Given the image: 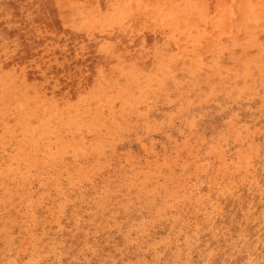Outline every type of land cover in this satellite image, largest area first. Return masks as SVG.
<instances>
[{"label":"rangeland","instance_id":"obj_1","mask_svg":"<svg viewBox=\"0 0 264 264\" xmlns=\"http://www.w3.org/2000/svg\"><path fill=\"white\" fill-rule=\"evenodd\" d=\"M0 101V264H264V0H0Z\"/></svg>","mask_w":264,"mask_h":264},{"label":"bare ground","instance_id":"obj_2","mask_svg":"<svg viewBox=\"0 0 264 264\" xmlns=\"http://www.w3.org/2000/svg\"><path fill=\"white\" fill-rule=\"evenodd\" d=\"M139 1H140V0H139ZM172 1H173V0H172ZM141 2H142V1H141ZM158 2H159V1H158ZM137 3H138V2H137ZM137 3H136V4H137ZM144 3H145V2H144ZM146 3H147V2H146ZM162 3H163V2H162ZM150 5H151V4H150ZM136 6H137V5H136ZM158 6H159V5H158ZM161 6H162V5H161ZM145 7H146V6H145ZM147 7H148V6H147ZM134 8H135V7H134ZM164 8H165V7H164ZM130 9H131V8H130ZM135 9H137V7H136ZM131 10H133V9H131ZM140 10H141V9H140ZM143 10H144V9H143ZM156 10H157V9H156ZM134 12H135V11H134ZM153 12H154V11H153ZM153 12H152V13H153ZM155 12H156V11H155ZM155 12H154V13H155ZM160 12H161V11H160ZM146 13H147V12H146ZM147 14H148V13H147ZM150 15H151V14H150ZM152 16H153V15H152ZM228 16H229V15H228ZM137 17H139V16H137ZM148 17H149V16H148ZM131 18H132V17H131ZM159 18H160V17H159ZM173 18H175V17H173ZM190 18H191V17H190ZM141 19H142V18H141ZM175 19H176V18H175ZM132 20H133V19H132ZM229 20H230V19H229ZM172 21H173V20H172ZM178 21H179V20H178ZM186 21H187V20H186ZM161 22H162V21H161ZM174 22H175V21H174ZM174 22H173V23H174ZM180 22H181V21H180ZM183 22H184V21H183ZM231 22H232V21H231ZM192 23H193V22H192ZM198 23H199V22H198ZM182 24H183V23H182ZM223 24H224V23H223ZM176 26H177V25H176ZM229 26H230V25H229ZM180 28H181V27H180ZM228 29H229V27H228ZM173 31H174V30H173ZM174 32H176V31H174ZM177 34H178V32H177ZM174 35H175V34H174ZM198 35H199V34H198ZM181 37H182V36H181ZM181 37H180V38H181ZM178 38H179V37H178ZM199 38H200V37H199ZM173 39H174V37H173ZM76 43H77V42H76ZM170 43H171V42H170ZM164 44H165V43H164ZM182 44H183V43H182ZM184 44H185V42H184ZM189 44H190V43H189ZM161 46H162V45H161ZM177 47H178V45H177ZM165 48H166V47H165ZM155 49H156V48H155ZM175 51H176V50H175ZM87 52H88V51H87ZM170 52H171V51H170ZM183 52H184V51H183ZM158 53H159V52H158ZM186 53H188V52H186ZM159 54H160V53H159ZM190 54H191V53H190ZM164 55H165V54H164ZM157 56H158V55H157ZM159 56H160V55H159ZM181 56H182V55H181ZM161 57H162V56H161ZM157 58H158V57H157ZM162 60H164V59H162ZM162 60H161V61H162ZM158 61H159V60H158ZM169 61H170V60H169ZM169 61H168V62H169ZM173 61H174V60H173ZM223 61H224V60H223ZM214 62H215V64H216V61H214ZM112 63H113V62H112ZM158 63H159V62H158ZM164 63H165V62H164ZM168 64H169V63H168ZM168 64H167V65H168ZM169 65H170V64H169ZM80 66H81V65H80ZM157 66H158V65H157ZM72 67H73V66H72ZM165 67H167V66H165ZM118 68H119V67H118ZM125 68H126V67H125ZM140 68H142V67H140ZM160 68H161V67H160ZM162 68H163V67H162ZM114 69H115V68H114ZM116 69H117V68H116ZM119 69H120V68H119ZM126 69H127V68H126ZM132 70H133V69H131V71H132ZM140 70H141V69H140ZM159 70H160V69H159ZM121 71H122V70H121ZM135 71H136V70H135ZM135 71H134V73H135ZM137 71H138V70H137ZM144 71L146 72L145 69H144ZM144 71H143V72H144ZM119 72H120V71H119ZM149 72H150V70H149ZM4 73L8 74L9 72H8V73H7V72H4ZM109 73H110V71H109ZM120 73H121V72H120ZM123 73H124V72H123ZM138 73H139V72H138ZM156 73H157V71H156ZM156 73H155V74H156ZM9 74H10V73H9ZM9 74H8V75H9ZM113 74H114V73H113ZM113 74H112V75H113ZM125 74H127V73H125ZM131 74H132V73H131ZM180 74H181V73H180ZM1 75H2V73H1ZM4 75H5V74H4ZM134 75H135V74H134ZM137 75H138V74H137ZM156 75H157V74H156ZM162 75H163V74H162ZM209 75H210V74H209ZM103 76H104V75H103ZM139 76H140V75H138V77H139ZM125 77H126V76H125ZM136 77H137V76H136ZM154 77H155V76H154ZM172 77H173V76H172ZM5 78H6V76H5ZM71 78H72V77H71ZM115 78H116V77H115ZM140 78H141V77H140ZM140 78H139V79H140ZM7 79L9 80L10 77L7 78ZM64 79H65V78H64ZM136 79H137V78H136ZM21 80L23 81V78H22ZM101 80H102V79H101ZM143 80H144V79H143ZM88 81H89V80H88ZM146 81H147V80H146ZM34 82H36V81H34ZM39 82H40V81H39ZM139 82H140V81H139ZM40 83H41V82H40ZM42 83H43V82H42ZM106 83H107V82H106ZM106 83H105V84H106ZM127 83H128V82H127ZM129 83H130V82H129ZM145 83H146V82H145ZM113 84H114V83H113ZM146 84H147V83H146ZM99 85H100V84H99ZM24 86H25V84H24ZM100 86H101V85H100ZM114 86H115V85H114ZM120 86H121V85H120ZM125 86H126V85H125ZM146 86H147V88H148L149 85L147 84ZM70 88H71V87H70ZM112 88H113V87H112ZM123 88H124V87H123ZM111 90H112V89H111ZM111 90H110V91H111ZM128 90H129V89H128ZM22 91H23V90H22ZM105 91H106V90H105ZM124 91H125V89H124ZM148 91H149V90H148ZM80 92H81V91H80ZM121 92H122V91H121ZM143 92H144V91H143ZM106 93H107V91H106ZM118 93H119V92H118ZM125 93H126V91H125ZM121 96H122V94H121ZM103 97H104V96H103ZM139 98H140V97H139ZM139 100H140V99H139ZM13 101H14V100H13ZM17 101H18V100H17ZM0 103H1V101H0ZM32 103H33V102H32ZM47 103H48V102H47ZM86 103H87V102H86ZM99 103H100V102H99ZM15 104H16V103H15ZM34 104H35V103H34ZM108 104H110V103L108 102ZM113 104H114V103H113ZM120 105H121V104H120ZM15 106H16V105H15ZM112 106H113V105H112ZM131 106H132V105H131ZM11 107H12V106H11ZM19 107H20V106H19ZM19 107H18V108H19ZM26 107H27V106H26ZM98 107H99V106H98ZM123 107H124V106H123ZM13 108H15V107H13ZM16 108H17V106H16ZM18 108H17V109H18ZM48 108H49V107H48ZM92 108H93V107H92ZM117 108H118V107H117ZM28 109H29V108H28ZM28 109H27V110H28ZM41 109H42V107H41ZM13 110H14V109H13ZM47 110H48V109H47ZM69 110H70V109H69ZM128 110H129V109H128ZM128 110H127V111H128ZM23 111H24V109H23ZM42 111H43V110H42ZM51 111H52V110H51ZM92 111H93V110H92ZM107 111H108V110H107ZM6 112H7V111H6ZM20 112H21V111H20ZM28 112H30V111L28 110ZM40 112H41V111H40ZM88 113H89V111H88ZM90 113H91V112H90ZM0 114H1V113H0ZM100 114H101V113H100ZM6 115H7V114H6ZM36 117H37V116H36ZM36 117H35V118H36ZM55 117H56V116H55ZM100 117H101V116H100ZM121 117H122V116H121ZM26 118H27V117H26ZM63 118H64V117H63ZM102 118H103V117H102ZM104 118H105V117H104ZM77 119H78V118H77ZM64 120H65V119H64ZM121 120H122V119H121ZM2 121H4V120H2ZM56 121H57V120H56ZM61 122H62V121H61ZM13 123L15 124V122H13ZM77 123H78V122H77ZM90 124H91V123H90ZM90 124H89V125H90ZM5 125H6V124H5ZM8 126H9V125H8ZM65 126H67V125L65 124ZM9 127H10V126H9ZM49 127H50V126H49ZM49 127H48V128H49ZM59 127H60V126H59ZM63 127H64V126H63ZM67 127H68V126H67ZM83 127H84V126H83ZM96 127H97V126H96ZM24 128H25V127H24ZM94 128H95V127H94ZM22 129H23V128H22ZM40 129H41V128H40ZM97 129H98V128H97ZM113 129H114V128H113ZM33 130H35V127H34ZM5 131H6V130H5ZM11 131H12V130H11ZM31 131H32V130H31ZM57 131H59V130H57ZM57 131H56V132H57ZM73 131H74V130H73ZM248 131H249V130H248ZM24 132H25V131H24ZM28 132H29V130H28ZM69 132H72V131H69ZM87 132H88V131H87ZM32 133H33V132H32ZM37 133H38V132H37ZM85 133H86V132H85ZM4 134H5V133H4ZM44 134H45V133H44ZM48 134H49V133H48ZM68 134H69V133H68ZM70 134H71V133H70ZM55 135H56V134H55ZM78 135H79V134H78ZM78 135H77V136H78ZM32 136H33V135H32ZM39 136H40V135H39ZM39 136H38V137H39ZM45 136H46V135H45ZM57 136H59V135H57ZM62 136H63V134H62ZM33 137H34V136H33ZM33 137H32V138H33ZM35 137L37 138V136H35ZM20 138H21V137H20ZM41 138H42V137H41ZM30 139H31V138H30ZM37 139L40 140L39 138H37ZM2 140H3V138H2ZM5 140H6V139H5ZM18 140H19V139H18ZM43 140H44V139H43ZM67 140H68V139H67ZM86 140H87V139H86ZM50 141H52V140H50ZM94 141H95V140H94ZM101 141H102V140H101ZM3 142H4V141H3ZM39 142H40V141H39ZM70 142H71V141H70ZM77 142H78V141H77ZM8 143H10V142H8ZM55 143H57V142H55ZM95 143H96V141H95ZM39 144H40V143H39ZM69 144H71V143H69ZM96 144H97V143H96ZM5 145H6V144H5ZM64 145H65V144H64ZM72 145H73V144H72ZM11 146H12V145H11ZM33 146H34V145H33ZM65 146H66V145H65ZM70 146H71V145H70ZM4 147H5V146H4ZM14 147H15V146H14ZM33 148H36V147H33ZM33 148H32V149H33ZM78 148H79V147H78ZM90 148H91V147H90ZM93 148H94V147H93ZM30 149H31V148H30ZM32 149H31V150H32ZM37 149H38V148H37ZM0 150H1V149H0ZM3 150H4V149H3ZM34 150H35V149H34ZM53 150H54V149H53ZM38 151H39V150H38ZM42 151H43V150H42ZM49 151H50V150H49ZM95 151H96V150H95ZM2 152H3V151H2ZM27 152H28V151H26V153H27ZM31 152H32V151H31ZM33 152H34V151H33ZM36 152H37V150H36ZM52 152H53V151H52ZM72 152H73V151H72ZM28 153H29V152H28ZM57 153H58V151H57ZM1 154H2V153H1ZM236 154H237V153H236ZM243 154H244V153H243ZM37 155H38V154H37ZM253 155H254V154H253ZM31 156H32V155H31ZM56 156H57V155H56ZM83 156H84V155H83ZM25 157H26V156H25ZM36 157H37V156H36ZM90 157H91V156H90ZM36 159H37V158H36ZM239 159H240V158H239ZM26 160H27V159H26ZM39 160H40V159H39ZM42 161H43V160H42ZM37 162H38V161H37ZM40 162H41V160L39 161V163H40ZM240 162H241V161H240ZM30 163H31V161H30ZM61 163H62V162H61ZM232 163H233V162H232ZM7 164H8V163H7ZM28 164H29V163H28ZM47 164H48V163H47ZM240 164H241V163H240ZM40 165H41V164H40ZM48 165H49V164H48ZM2 166H3V165H2ZM46 166H47V165H46ZM40 167H41V166H40ZM64 167H65V166H64ZM68 168H69V167H68ZM77 170H78V169H77ZM0 171H1V170H0ZM75 171H76V170H75ZM73 173H74V172H73ZM62 175H63V174H62ZM237 176H238V175H237ZM51 177H53V176H51ZM61 177H62V176H61ZM233 177H234V176H233ZM42 178H43V177H42ZM54 181H55V180H54ZM54 186H55V185H54ZM7 189H8V188H7ZM221 190H222V189H221ZM3 192H4V191H3ZM4 196H5V195H4ZM203 198H204V197H203ZM201 199H202V198H201ZM202 200H203V199H202ZM14 203H15V202H14ZM17 203H18V202H17ZM32 203H33V202H32ZM221 204H222V203H221ZM30 209H31V208H30ZM35 213H36V212H35Z\"/></svg>","mask_w":264,"mask_h":264}]
</instances>
